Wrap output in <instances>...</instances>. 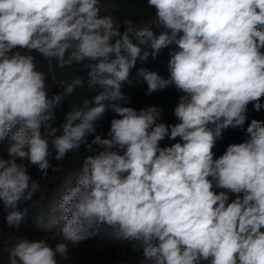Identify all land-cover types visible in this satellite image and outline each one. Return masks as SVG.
Returning a JSON list of instances; mask_svg holds the SVG:
<instances>
[{"label": "clouds", "instance_id": "clouds-1", "mask_svg": "<svg viewBox=\"0 0 264 264\" xmlns=\"http://www.w3.org/2000/svg\"><path fill=\"white\" fill-rule=\"evenodd\" d=\"M101 3L0 0V203L9 227L19 229L27 210L18 204L39 191L29 167L46 178L56 170L51 150L60 162L83 144L97 154L83 159L76 185L58 201L66 241L78 244L107 225L120 240L141 241L149 264H264V120L245 128L249 104L264 109V0H147L157 29L124 19L123 31L101 15ZM172 45L167 78L136 68ZM33 52L61 68L93 61L88 86L103 89L95 106L85 99L53 127L55 109L83 80L50 96ZM133 69L146 95L169 86L184 94L177 123L158 122L155 106H125L131 97L122 86ZM104 100L115 102L119 118L89 142ZM230 126L247 139L216 157L220 129ZM165 139L177 142L162 147ZM68 251L65 242L21 239L9 264H58Z\"/></svg>", "mask_w": 264, "mask_h": 264}, {"label": "trees", "instance_id": "trees-1", "mask_svg": "<svg viewBox=\"0 0 264 264\" xmlns=\"http://www.w3.org/2000/svg\"><path fill=\"white\" fill-rule=\"evenodd\" d=\"M101 15H110L116 22L118 27L124 19H131L136 28L152 27L157 29V21L155 18V9L147 4V0H102ZM159 31H167L161 28ZM136 42V38L132 37ZM176 50L175 46L163 49L156 59H151L144 65L137 64L136 68L146 67L151 71H155L163 77L167 78L170 73L166 64L170 58L171 51ZM34 63L37 70L42 71L47 76V90L51 96L56 89V79L63 80L66 85L71 84L75 76L81 77L82 85L77 86L74 90L64 98L63 106L70 105V110L83 107V101H89V107L95 106L93 103L94 97L99 94V87H89L87 83L86 65L94 63L85 59L81 63H73L69 67H59L56 62L51 61V69L48 68V63L41 57V54L33 52ZM131 84H124L122 91L131 97V104L125 105L133 107L138 112L155 106L158 113V122L166 124H175L178 121L174 116V109L179 102L181 92L174 86H169L152 95H146L147 84L143 77L136 75V69H133L130 77ZM105 112L103 116L95 121L96 133L88 136L90 142L94 135L101 134L106 136L110 129V122L115 117L111 109V104L114 101L104 100ZM248 121L251 119L264 120V109L260 112H255L252 105L248 106ZM65 116L55 109V120L53 127L59 128L64 122ZM18 127V126H17ZM16 128L12 129L15 131ZM216 130V126H213ZM42 134L45 130L41 129ZM62 132V130H61ZM57 132V135L61 134ZM221 135L217 138L216 145L213 149L216 157L222 155L230 143H240L247 139L245 131L239 128H222ZM179 141V138H177ZM165 139L161 142V146H171L177 142ZM115 150V149H113ZM3 146H0V155H3ZM92 154H86L83 144L74 152L67 153L66 157L57 162L54 159L55 150H51L49 160L56 168L55 171L50 170L46 178H42L41 174L35 167H29L30 174L33 179L40 183L39 191L35 192L30 200L21 201L18 208L21 211L27 210L24 220L19 229L10 228L2 203H0V264H9V253L12 248L21 239H45L50 245L55 246L56 243L65 242L68 244V254L66 257L57 256L58 264H149L144 260L142 255L143 244L141 241H125L117 237V228L109 227L107 225L90 230L92 233L88 239L72 244L66 241L60 231V227L64 221L62 219L63 213L58 209V201L62 194L68 187H74L77 182V177L82 171L83 159ZM95 155V154H94ZM206 264V262H205Z\"/></svg>", "mask_w": 264, "mask_h": 264}, {"label": "built area", "instance_id": "built-area-1", "mask_svg": "<svg viewBox=\"0 0 264 264\" xmlns=\"http://www.w3.org/2000/svg\"><path fill=\"white\" fill-rule=\"evenodd\" d=\"M41 57H42V55H41ZM42 58H43V57H42ZM43 59H44V58H43ZM44 60H46V59H44ZM46 61H47V63H48V68L51 69V62H49L48 60H46ZM167 65H168V63L166 64V67H167ZM167 68H168V67H167ZM63 86H66L65 82H64L63 80L56 79V89H57L58 92H62V91H64ZM181 95H184V94L182 93ZM66 97H67V96H66ZM66 97H65V98H66ZM57 108H58L59 111L63 114V116H65L66 113H67V112L69 111V109H70V105L67 104V106L64 107L63 104L61 103ZM83 146H84V150H85V153H86V154H92V155L97 154L96 152H89V151L86 149V146H85V145H83ZM99 150H102V149H97V151H99ZM217 191H220V190L217 189ZM231 198H234V196H231Z\"/></svg>", "mask_w": 264, "mask_h": 264}]
</instances>
